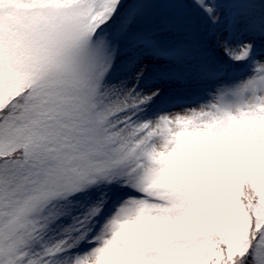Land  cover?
I'll list each match as a JSON object with an SVG mask.
<instances>
[{
	"label": "snow or ice",
	"instance_id": "1",
	"mask_svg": "<svg viewBox=\"0 0 264 264\" xmlns=\"http://www.w3.org/2000/svg\"><path fill=\"white\" fill-rule=\"evenodd\" d=\"M0 264H264V0H0Z\"/></svg>",
	"mask_w": 264,
	"mask_h": 264
}]
</instances>
